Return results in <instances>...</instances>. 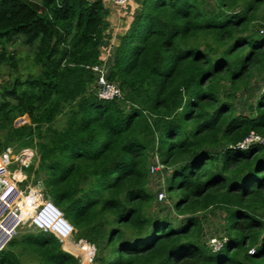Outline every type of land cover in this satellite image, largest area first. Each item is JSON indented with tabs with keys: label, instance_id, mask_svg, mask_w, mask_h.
Listing matches in <instances>:
<instances>
[{
	"label": "trees",
	"instance_id": "trees-1",
	"mask_svg": "<svg viewBox=\"0 0 264 264\" xmlns=\"http://www.w3.org/2000/svg\"><path fill=\"white\" fill-rule=\"evenodd\" d=\"M111 4L0 0V155L35 147L28 172L62 213L45 203L50 232H17L0 264H264V0L115 5L138 12L107 76L122 98L100 101L87 67ZM250 133L263 142L236 148ZM154 158L178 220L151 211ZM217 214L215 251L202 220Z\"/></svg>",
	"mask_w": 264,
	"mask_h": 264
},
{
	"label": "built area",
	"instance_id": "built-area-1",
	"mask_svg": "<svg viewBox=\"0 0 264 264\" xmlns=\"http://www.w3.org/2000/svg\"><path fill=\"white\" fill-rule=\"evenodd\" d=\"M106 1L112 2L115 5L122 6L124 4L133 2L134 0H106ZM259 33L264 36V28H261L259 30ZM111 52L112 50L109 48V50L106 53V57L101 64H97L92 67H87L93 72L95 76L93 90H94V94L96 95L97 99L100 101H111L114 99L122 98V93L120 89L118 88V86L115 83L109 82L107 79L109 69L111 66V63H110L111 61L109 59ZM262 142L263 141L261 137H259L258 135L254 133H250L248 137H246L242 142L236 145V148L245 149L251 143H262ZM0 158L2 161V169H0V196H4V194L9 192V194L6 196V198H9V196L12 193H15V195H13L8 200L9 202L16 195H19V197L17 198L18 202H9L10 205H6V204L3 205L2 203L1 209H3V211L0 214V226L3 224L5 220H8V219L11 220L10 221L11 223L13 221H15V223L13 225L9 224L6 226L9 228H12V231H10L9 233L5 232L3 229L0 228V241L3 240V245H5L12 238V236L17 233L15 231L17 228H20V229L38 228V229L43 230L44 232H50L48 229L42 228L41 225L35 219L36 215H39L43 211L47 210L45 209V207L40 205L39 199L45 202L46 204L52 203L49 198L45 197L40 184L34 183V171L32 170L31 172H28L30 167L32 165L34 166V163L36 161V158H37L36 148L35 147L21 148L15 152H13L11 149H8L0 155ZM161 168H164V166L157 162V165H155V167L151 166L150 171L155 172ZM21 186L24 187L23 190L19 189V187ZM31 193H34V195L37 198L35 202L32 203V206L30 207L31 209H33L34 217L30 218V216H27L28 217L27 219H23L22 217L23 209L21 206V204L23 203L22 196L28 197L31 195ZM158 198L159 200L164 199L163 191H160V193L158 194ZM31 209H27V211L31 213ZM59 213H60L59 217L62 218V213L60 211ZM6 236L9 237L7 241L5 240ZM224 240L225 239H221L218 241L217 244H212L211 247L213 248V250L215 251L219 250ZM87 246L89 248L88 244Z\"/></svg>",
	"mask_w": 264,
	"mask_h": 264
},
{
	"label": "rangeland",
	"instance_id": "rangeland-1",
	"mask_svg": "<svg viewBox=\"0 0 264 264\" xmlns=\"http://www.w3.org/2000/svg\"><path fill=\"white\" fill-rule=\"evenodd\" d=\"M13 49L17 50V51H25V49L23 47H21L20 45H17L16 43L13 45ZM3 78L5 79L6 77H3ZM238 101H239L238 102V106H239L240 112L243 113V114H247L246 97L239 95V100ZM24 118H26L27 121H25ZM28 123H29L28 118L26 116H24V117L16 119V121L14 122V125L16 124V126H21V125L28 124ZM63 125H64V117L60 116L58 118L56 124H55V127L58 128V129H61L63 127ZM11 150L13 152L17 151L15 149V147H13ZM157 162H158V160L156 158H154V161H152V166L155 167V165H157ZM35 163H36V161H35ZM35 163H34V165H35ZM168 175H169V170L166 169L165 167L161 168V169H159L158 171H155V172H151L150 171L149 189L157 197L156 198L157 199L156 200L157 203L152 204L151 211L153 213H155V214L160 211L161 215H167V216H170V217L175 218V219L178 220V219H180L182 217H180L181 215H178V213H176V212H174L172 210V203H171L170 199H168V196H167V194L165 192V180L168 177ZM23 186L19 187V189L23 190L24 189ZM160 191H163V193H164V199H162V200H159V198H158V194L160 193ZM33 196H34V193H32L29 196V198H32ZM9 198H11V195H10ZM39 201H40V205L45 207V202H43V201L41 202L40 199H39ZM1 203H5L6 205H9V202H8L7 198H1L0 199V204ZM2 211H3V209L0 210V214L2 213ZM221 217H222V215H220V214H217L216 216L206 215L205 218L202 220V222H203V237H204L203 239H204V241H206V243L209 246H211L212 244H217L218 241L221 240V237L224 235V232H223V220H222ZM48 218H49L48 211L45 210L41 214L36 215L35 219L41 225L42 228L48 229L49 228V219ZM10 221L11 220L8 219L5 222H3V224L0 226V228L3 229L7 233L12 231V228H9V227H6V226L9 225V224L13 225L15 223V221H13L12 223ZM24 230H27V229L26 228H23V229L17 228L15 231L19 232V231H24ZM30 230H32V231H43V230L38 229V228H31ZM2 242H3V240L0 241V250L5 248V246L7 244L6 243L5 245H3ZM62 247H63V245H62ZM67 252L70 253L69 251H67ZM70 254H72V253H70ZM74 256L78 257V259L80 260V263H81V258L79 256H76V255H74ZM25 262H28V260L25 259ZM91 263L92 262L89 260L88 264H91Z\"/></svg>",
	"mask_w": 264,
	"mask_h": 264
},
{
	"label": "crops",
	"instance_id": "crops-1",
	"mask_svg": "<svg viewBox=\"0 0 264 264\" xmlns=\"http://www.w3.org/2000/svg\"><path fill=\"white\" fill-rule=\"evenodd\" d=\"M134 8L118 7L112 4L109 5V15L106 18V24L108 26L105 32L109 43L104 50H106L105 54L107 53L109 48L112 50L109 57L111 62L114 56V49L120 44L122 37L129 29L132 19L136 16L135 14L138 12L137 8L133 10Z\"/></svg>",
	"mask_w": 264,
	"mask_h": 264
},
{
	"label": "bare ground",
	"instance_id": "bare-ground-1",
	"mask_svg": "<svg viewBox=\"0 0 264 264\" xmlns=\"http://www.w3.org/2000/svg\"><path fill=\"white\" fill-rule=\"evenodd\" d=\"M0 169H2V161H1V158H0ZM9 194V192L8 193H6V194H4V196H0V199L1 198H6V196ZM32 194V193H31ZM13 195H15V193H12L11 194V197L13 196ZM10 197V196H9ZM19 197V195H16L14 198H13V200H11V201H9V202H18L17 201V198ZM10 198H7V200H9ZM35 199H36V196L34 195L32 198H29V196L28 197H23L22 196V204H21V206H22V209H23V213H22V217H23V219H27L28 217L27 216H30V218H33L34 216H33V209H31L30 207L32 206V203L33 202H35ZM41 202H42V200H41ZM3 205H5V203H3ZM9 205H10V203H9ZM1 208H2V203L0 204V210H1ZM27 209H31V213L30 212H28L27 211ZM6 221V220H5ZM4 221V222H5Z\"/></svg>",
	"mask_w": 264,
	"mask_h": 264
},
{
	"label": "water",
	"instance_id": "water-1",
	"mask_svg": "<svg viewBox=\"0 0 264 264\" xmlns=\"http://www.w3.org/2000/svg\"><path fill=\"white\" fill-rule=\"evenodd\" d=\"M14 126H15V127H18V126H16V124H15ZM70 227H71V226H70ZM71 229H72V230H74L72 227H71ZM8 238H9V237H8V236H6V237H5V240L7 241V240H8ZM5 240H4V241H5ZM2 243H3V242H2Z\"/></svg>",
	"mask_w": 264,
	"mask_h": 264
},
{
	"label": "clouds",
	"instance_id": "clouds-1",
	"mask_svg": "<svg viewBox=\"0 0 264 264\" xmlns=\"http://www.w3.org/2000/svg\"><path fill=\"white\" fill-rule=\"evenodd\" d=\"M63 248V247H62Z\"/></svg>",
	"mask_w": 264,
	"mask_h": 264
}]
</instances>
